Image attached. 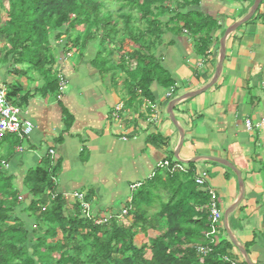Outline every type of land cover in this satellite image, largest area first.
I'll return each mask as SVG.
<instances>
[{
	"label": "crops",
	"instance_id": "0c3cea01",
	"mask_svg": "<svg viewBox=\"0 0 264 264\" xmlns=\"http://www.w3.org/2000/svg\"><path fill=\"white\" fill-rule=\"evenodd\" d=\"M253 2L201 0L197 10L217 25L208 53L205 57L197 55L192 39L184 32L164 35L154 56L174 83L173 98L166 100L168 89L154 82L149 87L153 102L140 98V105L133 110L125 107V79L119 78L123 71L117 69L114 80H110L109 75L103 77L94 68L98 43L92 42L81 54L71 53L66 44L56 47L61 40L51 43L54 69L65 79L60 96L43 93V83L35 82L31 74H17L24 67L4 60L6 48L0 43V86L7 92L14 86L19 88L12 101L19 106L22 119L33 126L29 138L16 147L11 148L12 138L8 136L0 140V170L11 178L25 205L29 198L23 179L51 152L59 162L55 194L67 196V205L72 206L75 201L70 196L80 192L86 195L95 216L123 210L134 192L131 186L139 187L150 180L158 163L174 159L178 134L166 116L167 104L212 80L219 40L228 27L247 15ZM117 57L114 52L113 64ZM133 66L131 63L129 70ZM173 115L184 132L180 159L217 158L239 172L244 196L228 217V227L250 261L264 264V0L252 18L226 39L216 83L174 107ZM247 120L250 130L245 127ZM150 137L156 139L148 143ZM193 169L195 177L203 176L200 190L215 193L223 216L238 198L235 174L205 160L193 164ZM161 196L166 200L165 193ZM222 239L225 234L220 235ZM230 252L243 262L234 248Z\"/></svg>",
	"mask_w": 264,
	"mask_h": 264
},
{
	"label": "trees",
	"instance_id": "16d2710c",
	"mask_svg": "<svg viewBox=\"0 0 264 264\" xmlns=\"http://www.w3.org/2000/svg\"><path fill=\"white\" fill-rule=\"evenodd\" d=\"M3 1V59L24 67L15 70L17 74H31L35 82L43 83V93L57 95L59 80L51 43L62 35L69 41L79 28L82 33L70 41L81 54L98 40L99 51L92 62L100 75L114 80L117 69L125 74L122 85L128 110L140 105V98L153 102L149 91L152 83L164 89L174 86L154 56L164 35L184 32L192 39L195 53L205 57L217 26L197 10L201 0H111L120 6L115 13L106 9L109 0ZM113 14L120 28L111 24ZM138 23L143 31L135 25ZM62 27L65 29L60 32ZM118 35L121 40H116ZM123 40L134 46L130 53L124 51ZM112 46L118 51L115 64ZM131 63L134 66L129 70ZM17 90L14 86L7 92V99L15 106L12 99ZM64 124L67 129V122ZM7 138H12L11 148L19 145L16 138ZM186 167L187 174L156 171L133 192L123 208L126 215L101 226L81 216L79 203L68 210L66 201L55 194L52 178H56L59 162L49 156L23 179L29 198L26 205L11 178L0 170V264H226L223 258L233 247L226 238L208 244L207 196L194 183L193 164ZM161 193H165V201ZM148 231L155 236L137 248L134 238ZM198 247H209L210 252L199 255Z\"/></svg>",
	"mask_w": 264,
	"mask_h": 264
},
{
	"label": "built area",
	"instance_id": "2783aa9c",
	"mask_svg": "<svg viewBox=\"0 0 264 264\" xmlns=\"http://www.w3.org/2000/svg\"><path fill=\"white\" fill-rule=\"evenodd\" d=\"M59 85L58 90L61 89V86H64L65 83L63 82V77L58 75ZM174 89L169 88L165 93V99L170 100L173 98ZM245 127L247 130L251 129V122L245 121ZM33 126L30 121L22 119L21 111L18 106L13 105L7 99V91L5 88L0 86V140H2L6 136H12L16 138L21 144L27 138H29L30 134L32 133ZM17 150H20L18 146ZM50 158L53 159V154L49 152ZM157 171L165 172L169 175L172 174H187V168L185 165H182L178 162L169 163L168 161H163L158 163L156 166ZM55 180L52 178L53 185L55 186ZM194 183L200 189L204 187V180L203 176L195 177ZM56 187V186H55ZM207 196V206L206 211L208 214V219L210 221V231L205 238L208 240L209 245H214L217 243L218 236L221 235L222 225V214L218 208L217 197L215 193L210 189H205L204 192ZM67 196L62 197L66 199ZM72 200L78 202L80 204V209L83 217L93 222L95 226L105 225L110 221L113 220H120L122 217L126 215L127 210L123 209L117 213H108L107 215L95 216L94 213L91 212L90 206L86 201V195L80 192L73 193L71 196ZM131 200V199H130ZM128 201V203L130 202ZM210 252L209 247H198L197 253L199 255H205ZM229 256L223 258V261L226 264H240L239 259H237L236 254L233 252L229 253Z\"/></svg>",
	"mask_w": 264,
	"mask_h": 264
},
{
	"label": "water",
	"instance_id": "95a60500",
	"mask_svg": "<svg viewBox=\"0 0 264 264\" xmlns=\"http://www.w3.org/2000/svg\"><path fill=\"white\" fill-rule=\"evenodd\" d=\"M261 1L262 0H254V2L252 4L249 12L247 13V15L244 18H242L241 20H239L238 22H235L234 24H232L230 27H228L224 31L221 39L218 42L219 50H218L217 64L215 67V72H214L212 80L204 88H202L196 92H190V93L184 94L180 97H177V98L171 100L167 104V109H166V116H167L169 122L174 126V128L178 134V144H177L176 149L173 152V157H174V160L176 162H178L182 165H189V164H195L199 161L205 160V161L213 162L216 164H220V165L228 168L229 170H231L235 174V176L237 178V183H238V191H239L238 192V198L230 207H228L224 211L223 216H222V226H223L224 234L227 237V240L232 245V247L238 252V254L240 255L244 264H253V263L250 261L244 247H242L237 242V240L234 238V236L232 235L231 231L229 230L228 223H227L228 217L237 209V207L241 203L243 196H244V186H243V182H242V179L240 177V174L231 164H229L228 162L221 160V159L209 158V157H206V158L197 157V158H193L190 160L180 159L178 157V154H179V151H180L182 144H183L184 132L182 131V129L178 126V124L176 122V119L173 115V109H174V107L181 104L182 102L189 100V99H192V98L202 94L203 92L209 90L216 83L217 78L221 72L222 64H223V61L225 58V41H226V39L232 33H234L239 27H241L243 24H245L246 22H248L252 18V16L254 15V13H255L256 9L258 8Z\"/></svg>",
	"mask_w": 264,
	"mask_h": 264
},
{
	"label": "rangeland",
	"instance_id": "374dc122",
	"mask_svg": "<svg viewBox=\"0 0 264 264\" xmlns=\"http://www.w3.org/2000/svg\"><path fill=\"white\" fill-rule=\"evenodd\" d=\"M101 1V0H100ZM113 1H111V0H109V2H108V4H107V10H109V11H111V12H116L117 10H118V8L120 7L119 5H117V4H114V2L112 3ZM0 4H1V8L2 7H5L6 6V3H5V1H3V0H0ZM5 9V8H4ZM0 14H1V22H5V14H4V12H3V10L1 9L0 10ZM111 24H113V25H117V27L118 28H120V22H119V20H117L116 19V17H115V14H113L112 15V21H111ZM136 26H137V28L139 29V30H141V31H143L142 30V28H143V25L140 23H138V24H135ZM64 27H62L61 29H60V32H63L64 31ZM75 30H79V28H76ZM80 31V32H79ZM77 33L76 32H74L73 31V33L74 34H71L70 36H71V39L70 40H73V38H75V35L76 34H81L82 33V31L81 30H79ZM66 35H62V38L61 37H59L58 38V40H59V42H60V40H61V42L57 45L56 43H55V45H57L56 47H60V45H61V43L62 44H66L65 46V48L66 49H69V51H71V53L72 52H78V48L77 47H74L73 45H72V41H68L67 40V37H65ZM61 38V39H60ZM65 38V39H64ZM116 40H121L120 39V37H119V35L116 37ZM98 41V40H97ZM97 41H93V42H95V43H97ZM92 43V42H91ZM91 43H89V44H91ZM88 44V45H89ZM122 46H123V48H124V51L125 52H131L133 49H134V46H132L127 40H123V42H122ZM106 48V47H105ZM108 48V47H107ZM109 49V48H108ZM112 50L115 52V53H117L118 51H117V48L116 47H114V46H112ZM79 53V52H78ZM57 72V71H56ZM58 75H61V74H59L58 73ZM119 78H120V80H123V79H125L126 78V76H125V74L123 73V74H120V76H119ZM63 82L65 83V79H64V77H63ZM65 86H61V89L60 90H58V94H57V96L59 95L60 96V94H62L63 92H64V90H65V88H64ZM176 161L174 160V159H172L169 163H175ZM187 165H185V167H186ZM132 188H134V192L137 190V188H138V185L137 184H135V185H133V186H131ZM133 190V189H132ZM164 201H165V198H164ZM75 203H78V202H76L75 201ZM69 206H71V205H67L66 204V207L68 208V210H71L72 209V206L71 207H69ZM117 208H120V206H116ZM155 209L153 208V209H151L150 210V213L151 212H153ZM81 216H83L82 214H81ZM30 221V220H29ZM116 221H120V220H116ZM140 234H138L137 236H139ZM223 235V234H222ZM155 236V234L153 233V232H150V231H148L147 233H146V235H144V236H141L140 238H137L136 239V237L134 238V244H135V246L137 247V248H139V247H141V246H143V245H147L148 243H147V241L150 239V238H152V237H154ZM59 238H60V236H59ZM225 238L227 239V237L225 236ZM218 239H220V236H218ZM228 241V240H227Z\"/></svg>",
	"mask_w": 264,
	"mask_h": 264
}]
</instances>
